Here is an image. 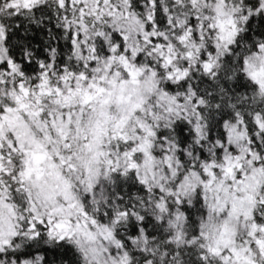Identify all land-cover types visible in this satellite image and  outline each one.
I'll list each match as a JSON object with an SVG mask.
<instances>
[{
    "label": "snow or ice",
    "instance_id": "snow-or-ice-1",
    "mask_svg": "<svg viewBox=\"0 0 264 264\" xmlns=\"http://www.w3.org/2000/svg\"><path fill=\"white\" fill-rule=\"evenodd\" d=\"M0 264H264V0H0Z\"/></svg>",
    "mask_w": 264,
    "mask_h": 264
}]
</instances>
